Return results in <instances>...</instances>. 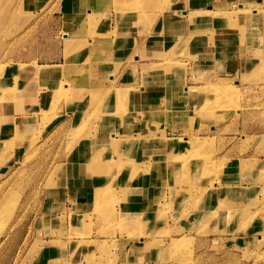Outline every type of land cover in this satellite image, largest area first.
<instances>
[{"label":"rangeland","instance_id":"1","mask_svg":"<svg viewBox=\"0 0 264 264\" xmlns=\"http://www.w3.org/2000/svg\"><path fill=\"white\" fill-rule=\"evenodd\" d=\"M130 1L124 18L138 24L142 37L151 25L148 11H159L168 0H156L154 9L141 7V1L136 7ZM67 3L0 0V131L5 123L11 124L6 138L0 132V163H5V169L0 170V204L4 205L0 209V239L17 228L15 232L27 231L26 241L30 233L45 227L49 231L43 237L56 236L59 240L51 242L58 249L66 243L61 238H80L69 254L63 250L51 260L56 264H125V254L131 250H126L127 242L148 233L153 237L150 245L164 244L161 252L177 264H264V67L260 64L225 77L214 68L216 59L250 53L242 52L251 49L254 41L251 35L249 42L250 24L247 26L242 17L251 13L252 4L242 10L233 4L231 11L204 12L211 9L206 8L186 14L190 20L221 21L196 30L209 52L196 54L192 35L166 39L148 54L140 51L144 40L137 47L134 43L114 67L117 72L127 66L123 81H131L135 87L116 88L114 79L108 78L111 92L116 94L110 110L106 103L113 95L103 85L107 77L89 82L96 63L112 57L117 34L107 23L109 4L102 0L96 6L92 2L87 10L67 9ZM115 9L119 19V9ZM111 35L116 37L111 39ZM122 41L130 44L125 37ZM217 44L230 45L235 52H218ZM37 65L46 67L35 73L33 66ZM168 75L170 81L164 82ZM140 85L156 88L149 91L150 100L139 97L132 107V88L140 91ZM179 112L189 124L183 130L187 137L172 134L174 126L169 123ZM133 116L148 118L147 132H137L135 126L126 130ZM71 148L72 158L62 161ZM91 161L100 168L104 165L107 172L92 170ZM69 163H85L83 174L75 177L81 181L102 178L103 186H94L92 191L107 189L105 198L114 193L116 185L125 189L130 184L120 181L123 172H128L127 181L132 182L134 174L147 171V163H155L161 176L153 200L156 214L176 218L202 211L205 218L197 234L178 228L174 235L180 237L167 241L168 227L150 233L144 228L147 220L142 222L137 216L140 213L120 211L116 220L114 208L107 198H101L95 203L100 207L99 212L95 210L104 217L97 235L118 231V245L113 238L99 243L95 238L83 239L92 233L90 214L72 225L67 234L64 211L55 225L58 229H50L44 216H35L41 210L42 194L58 173L56 168ZM212 217L216 226L209 224ZM27 244L20 247V255L23 260L28 256L34 260L41 246ZM13 251L12 242H0V264L8 262Z\"/></svg>","mask_w":264,"mask_h":264},{"label":"crops","instance_id":"2","mask_svg":"<svg viewBox=\"0 0 264 264\" xmlns=\"http://www.w3.org/2000/svg\"><path fill=\"white\" fill-rule=\"evenodd\" d=\"M102 0H68V3L66 4V8L70 9H82L87 8L91 9L92 2L97 4ZM108 2L110 7V19L107 20V23L109 25V29L116 32V36L111 35V39L115 38V42L112 44L114 46V49L112 51V57L108 60H101L100 62L96 63V66L92 68L93 76H91V79L89 82L94 81L95 77L96 80L103 79L107 77V81L103 82L104 88L109 89L110 91L108 94L113 95V99L106 104H109L110 110L113 109V105L115 103V97L116 94L114 92H111V88L108 82V78L114 79V86L113 87H123V86H134V83L129 81H123V79L127 78L128 68L127 66L122 67L119 71H115V64L118 59H122L126 56V52L130 51L134 47V43H136V47L139 43V41H145L144 44L140 47V51L145 52L148 54V52L152 53L154 48L161 47L164 40H168L170 38H182V37H188L192 35L191 44L192 47L195 49L196 54H199L200 52H209V46L204 45L203 42L200 40V34L196 30H200L201 28L207 27L209 24H211L213 21L220 22L219 20H215L214 18H203V19H197L190 20L187 17V13L191 10L195 9H206V8H212V10H228L231 11L229 8L233 6V4H236L240 9H246L248 5L252 4V6H248L250 9H252L251 13L248 14V16L242 17L243 19L246 18L245 24L248 26L247 28V34L249 38V42L251 40V35L254 37V41L252 39V42L250 44H253L251 49L248 50H241L242 52H250L249 54L244 55H234L229 56L225 60H218L214 61V64L211 65L215 68L217 71V74H219L222 77L225 76H231L235 73H241L243 71H249L252 70V68L259 67L261 64L264 67V0H168L166 4H164L161 9L157 12L148 11V23L150 25V28L147 30L146 34L140 37V34L138 33L139 27L138 24H130L126 22V18H124V13H127L128 10H126V3L130 0H104ZM142 2L143 8H152L154 9L156 7V0H131L132 4L136 3V7H138V2ZM95 6V7H96ZM140 6V5H139ZM119 9V19L117 18L116 9ZM132 6L131 9L133 8ZM254 8L257 10L254 11ZM154 13V14H153ZM248 21V23H247ZM207 24V25H203ZM130 25V26H129ZM199 25V26H195ZM147 26V25H146ZM143 29H147V27H143ZM191 33V34H190ZM220 33V32H218ZM217 33V34H218ZM120 34V35H118ZM125 37V41H130V44H123V41ZM218 37V36H217ZM217 38H215L216 40ZM161 42V44H159ZM218 46V44H217ZM230 45H227L225 47L218 46L217 50L218 52H235L232 47H229ZM137 49V48H136ZM207 49V50H205ZM212 51V50H211ZM239 51V52H241ZM196 58V57H194ZM201 60H204L201 58ZM199 61V60H198ZM260 65V66H261ZM111 73V74H110ZM95 74V75H94ZM122 81V82H121ZM142 86L140 91L133 90L130 94L131 96L129 99L132 101V107L134 104H137V99L139 97H146V99H151V95L149 91L151 89L156 88L155 86L151 87L150 89L147 88V86ZM182 87V86H181ZM147 89V90H146ZM185 89V88H184ZM140 93H143L141 95ZM146 93V94H145ZM107 96V95H106ZM108 97V96H107ZM148 100V101H149ZM105 104V103H104ZM103 104V105H104ZM108 106V107H109ZM142 107V106H141ZM135 109V108H134ZM136 111L140 110L135 109ZM63 113H66L69 115L68 110L63 111ZM60 113V114H63ZM74 116V115H73ZM75 118V116H74ZM162 119V118H160ZM65 121H68V119H65ZM63 120V122H65ZM148 118L142 116L137 118L136 116L131 117L129 120V124L127 126V131H130L131 128L134 126L136 127L137 132H147L148 130ZM171 126H174V129H172L173 135H181L183 137H187V135L184 133L183 130L188 129V123L185 118H183V114L179 112L177 119H171L170 123ZM212 124L209 123L208 126H211ZM234 126H239V124H235ZM11 128L10 123H5V125H2V129L0 132H2L4 137L6 138L9 133V129ZM119 129V128H118ZM124 130V129H119ZM113 132V131H112ZM111 132V133H112ZM135 132V134L137 133ZM114 134V132H113ZM213 135V134H211ZM81 149H84L81 147ZM123 149V148H122ZM83 151V150H80ZM80 153L79 151H77ZM73 150L72 148L66 151V157L62 161L70 160L73 156ZM3 158H6V155H3ZM115 159V158H114ZM60 161V162H62ZM63 162V163H65ZM0 166V170L5 169V163ZM7 165V164H6ZM148 165L146 167V172L139 171L137 174H134L132 178V182L127 181V175L128 172H123L120 176V181L126 184L129 182L130 184L124 187L120 188V185H116L114 189H112L113 192L110 193V197L107 198L108 205L110 207H113L115 210L114 217L116 220L119 218L120 211L122 213H132L140 216L142 219V222L145 221L146 224L144 226L145 230L152 233L161 227L170 229L169 235L167 238V241L169 238L172 237H180L175 236L176 229L182 228V232L184 233H194L197 234V230H199V226L202 224V219L205 218L203 216L202 211L200 213L194 212L193 215L188 216H178L176 218H172L170 215L168 216H159L156 214L155 209L156 205L153 202L155 199L154 196L156 195V192H158V182L161 180L160 174L156 172L157 167L155 166V163L152 164V166ZM143 168V167H142ZM75 175V174H74ZM74 175L68 170V173L64 174H58L53 178V183L49 186L48 191H44V194H42V202H41V210L40 213L37 214L35 217L41 218L44 216L45 221L47 222V225L50 229H58L55 228V225L58 224L60 221V216L63 215V212L65 211L67 213L66 215V231L67 234L71 229L72 225L80 224L81 218L86 216V214L92 215V227L91 231L92 233L90 235H87L86 238H83L84 240H90V239H96L98 240L97 243H99L101 240L108 239V242L112 240V238L115 240L116 244L118 245L120 243L121 237L119 236L118 231H115L114 235H97V230L99 229V226L102 224L103 216L100 215L99 208L95 206L96 203V196L95 193H93L92 189L94 190V186L100 187L103 185H100V180L102 178L97 179L98 181H81L83 179L75 178ZM78 182V183H76ZM124 185V184H123ZM251 185V184H250ZM253 185V184H252ZM49 195V196H48ZM103 195V194H102ZM105 198V195H103ZM105 198V199H106ZM46 202H48L46 204ZM45 205L46 211H45ZM66 207V209H65ZM158 207V206H157ZM97 209L98 212L95 210ZM95 210V211H94ZM99 214V215H98ZM99 217V218H98ZM70 218V219H69ZM112 218V216H111ZM213 219L210 220L209 224L211 226H216V219L212 217ZM37 221V220H36ZM107 224H110V221L108 220ZM43 225V224H42ZM209 226V225H208ZM21 227V226H20ZM19 227V228H20ZM131 227H135L132 226ZM17 228L7 233L3 238L0 239V242H3L4 244L8 243L9 241L12 242V245L14 246V251L12 255L10 256V259L8 262L4 264H56L54 261H51L52 259L59 256V254L64 253L63 250L66 251L67 254H69L71 249H74L76 246L77 240H80L79 237L75 236H68L61 240L66 241L64 242L63 246H59V249L56 247L55 243L51 242V240H59L56 236H49L44 238L43 234L47 233L49 229L42 227L40 232L34 231V233H30L25 239L26 232H19ZM22 229V228H20ZM23 230V229H22ZM110 228L107 229L109 232ZM244 231V230H243ZM246 232V231H245ZM256 232V231H255ZM255 232H247L254 234ZM2 235V232L0 233V236ZM147 234H140L137 236L136 239H131L127 242L126 250L131 247V250L128 251L125 254V264H177V261H172V259H168V254L164 255V244L162 246H153L150 245L153 237ZM195 239H198V235H192ZM125 238V237H123ZM155 239H159L154 237ZM45 241V245L43 249V243ZM28 243L27 245L30 246L33 242H36V246H41L38 252L35 253L33 256L34 260L28 256L23 260L24 255H20V250L23 246V243ZM40 242V244L38 243ZM38 243V244H37ZM62 248V249H60ZM95 248V247H94ZM18 253V254H17Z\"/></svg>","mask_w":264,"mask_h":264},{"label":"bare ground","instance_id":"3","mask_svg":"<svg viewBox=\"0 0 264 264\" xmlns=\"http://www.w3.org/2000/svg\"><path fill=\"white\" fill-rule=\"evenodd\" d=\"M242 10V9H241ZM212 11H215V10H212V8L211 9H206L204 12H212ZM44 67H46V66H44V65H37V67H35V66H33V70L35 71V73H37V72H39L40 70H42V68H44ZM28 77V76H27ZM164 82H169L170 81V78H169V75L167 76V77H165L164 79ZM197 93V92H196ZM18 120H20L19 118H17L16 119V121H15V124L17 125V123H18ZM97 164L98 163H93L92 161H91V163H90V168L92 169V170H94L95 172H100V171H102L103 170V172H107V171H104L105 170V168L103 167L104 165H102V168H100V166H97ZM108 164V162L107 163H105V165H107ZM87 165H89V163H87ZM110 166V165H109ZM114 166V165H113ZM85 163L84 164H81V163H69V166H58L57 168H56V170H57V172L59 173V174H64V173H68V170H69V173L71 172L73 175H74V177H77V176H79V175H82L83 174V171H84V169H85ZM83 168V170H82V173H80V170ZM111 168V167H110ZM109 168V169H110ZM106 169H108V168H106ZM108 169V170H109ZM191 185V184H190ZM103 189V188H102ZM106 190L107 189H105V191L103 192V190H101V189H96V191L94 192L95 193V196H96V200H100L101 198H104V196L103 195H105V192H106ZM102 193H104L103 195H102ZM5 200V199H4ZM3 200V201H4ZM3 203V202H2ZM2 203L0 204V209L2 208V207H4V205H2ZM173 246V245H172Z\"/></svg>","mask_w":264,"mask_h":264}]
</instances>
